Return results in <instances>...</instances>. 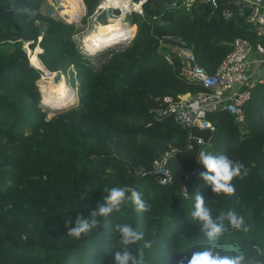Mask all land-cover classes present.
Listing matches in <instances>:
<instances>
[{
	"label": "trees",
	"instance_id": "16d2710c",
	"mask_svg": "<svg viewBox=\"0 0 264 264\" xmlns=\"http://www.w3.org/2000/svg\"><path fill=\"white\" fill-rule=\"evenodd\" d=\"M68 1L78 12L84 3V25L100 0ZM167 1L145 0L142 11L133 12L131 30H136L125 47L118 44L120 34L89 54L74 37L76 22L43 9L44 0H0V264H110L118 222L131 223L152 241L145 264H180L208 244L190 216L198 191L213 216L233 210L250 226L245 233L225 221L224 235L213 242L216 249L264 262V81L252 87L243 105L244 121L220 107L206 115L212 127L187 129L172 117L154 120L148 112L166 94L205 89L180 74L175 53L167 63L158 52L162 32L181 35L208 74L236 36L253 43L264 38L249 21L246 2ZM26 43L31 49L39 46L45 68L61 70L77 88L76 103L47 115L39 89L43 70L30 63ZM214 129L220 135L209 143ZM195 136L205 143L196 144ZM205 144L210 153L227 155L247 169L232 182L235 195H216L200 177L206 169L197 154ZM170 147L176 152L168 160V181L142 173ZM196 165L199 174L192 175ZM114 186L135 187L150 209L137 213L129 201L105 218L98 232L69 237L65 220L71 218L74 226L76 217L86 216L107 194L105 187ZM85 187L93 189L82 199Z\"/></svg>",
	"mask_w": 264,
	"mask_h": 264
},
{
	"label": "built area",
	"instance_id": "2783aa9c",
	"mask_svg": "<svg viewBox=\"0 0 264 264\" xmlns=\"http://www.w3.org/2000/svg\"><path fill=\"white\" fill-rule=\"evenodd\" d=\"M104 0H100L94 9V13L103 10H112L114 4L104 6ZM109 1V0H107ZM129 12H141L142 3L145 0H128ZM174 0L171 4L176 5ZM216 4V0H207ZM189 4L190 0H184ZM250 5L249 21L254 26L255 32L264 38V4L261 0H240ZM158 52L162 54L167 63H172L174 53L181 60L180 74L188 80L200 82L205 89L192 94H182L178 97L166 94L162 103L153 105L148 109L154 120H162L172 117L182 127L190 129L193 126L212 127L206 119L209 111L220 107H227L235 113L238 121H244L243 105L250 97L251 89L257 82L264 81V43L262 41L251 42L247 37L236 36L232 41L231 49L219 62L213 73L208 74L202 66L195 61V55L187 46L185 39L174 32H162L158 35ZM205 122H208L206 124ZM195 143L203 145L204 139L195 136ZM189 143L187 147H191ZM176 152V147H170L158 153L152 167L142 170V173H154L160 182L170 179L171 170L168 164L169 157ZM200 168L196 165L192 175H198ZM186 189H183L185 193Z\"/></svg>",
	"mask_w": 264,
	"mask_h": 264
},
{
	"label": "clouds",
	"instance_id": "9594fccd",
	"mask_svg": "<svg viewBox=\"0 0 264 264\" xmlns=\"http://www.w3.org/2000/svg\"><path fill=\"white\" fill-rule=\"evenodd\" d=\"M26 45L28 46L27 43ZM41 70L44 73V69ZM197 161L206 169V171L200 172V177L216 195H235L236 188L232 183L234 178H243V175H247V169L241 162L234 161L224 154L214 155L206 148L198 152ZM92 189L91 187H85L82 199H86ZM104 192L107 194L97 202L95 208L91 209L86 216L76 217L74 226L71 218L65 220L69 237L80 239L93 232H98L102 221L109 216H113V214L121 212L129 201H131L137 213L148 211L151 207L143 198V194L135 187H105ZM187 195L188 193L185 191V196ZM190 216L193 221L199 223L200 231L208 244L191 251L190 257L186 256L181 259L180 264H264V262L254 257H246L244 254H221L213 244L224 235L226 230L225 221L233 229L245 233L249 232L250 226L246 223L243 215H239L233 210H227L213 216V210L206 201L205 196L198 191L194 196V208L190 212ZM114 230L118 234V241L116 250L111 253L112 260L110 264H145V249L152 248V241L145 239V233L128 222L116 223ZM138 244H140V247L136 248L135 246Z\"/></svg>",
	"mask_w": 264,
	"mask_h": 264
},
{
	"label": "bare ground",
	"instance_id": "6f19581e",
	"mask_svg": "<svg viewBox=\"0 0 264 264\" xmlns=\"http://www.w3.org/2000/svg\"><path fill=\"white\" fill-rule=\"evenodd\" d=\"M64 2H65L64 4L66 5H65V8H63V13H65L66 18H70L72 14L73 15L77 14L78 10L80 9V8L78 9V6L76 10L74 3L68 0H64ZM102 4L104 6L109 5V4H114L116 7H120L123 12L119 15H114L112 19H116L118 22H122V23L125 21V25L127 29L130 30L132 23H130L124 16L125 11L129 9L130 7V3L128 0H109V1L104 0ZM103 24H104L103 21H100L98 19L95 20L93 26L87 31L85 45H84L83 38H82L83 45L85 46L87 50L94 51L95 49L94 45L98 42L100 46L106 43L107 38H106L105 31L102 28ZM111 37H114V34ZM115 39L116 37L114 38V40ZM40 49L41 48L37 46L34 51H31L30 63L34 65L35 67H41V69H44V72L50 74L51 71L49 72V70L44 67L41 60L36 55V50H40ZM46 73L45 74L43 73V74L46 75ZM46 77H47L46 81H42L39 83V87L42 91L41 101L45 102L46 104L56 105V108L59 106L68 104V102H72V97H70L69 95H70V92L72 94L73 90L67 83H65L62 79L55 81L54 78L51 80H48V78L50 77L49 76H46Z\"/></svg>",
	"mask_w": 264,
	"mask_h": 264
},
{
	"label": "rangeland",
	"instance_id": "374dc122",
	"mask_svg": "<svg viewBox=\"0 0 264 264\" xmlns=\"http://www.w3.org/2000/svg\"><path fill=\"white\" fill-rule=\"evenodd\" d=\"M82 2H83V0H82ZM64 3H65L64 0H44V2L42 3V8L45 9V10L51 11L52 14L60 15L62 17H65V13H63V8H65L66 4H64ZM83 6H84V3H83ZM72 16H73V14H72ZM113 16H114V13L112 12V10H103L100 14L99 13H93L92 15H90L89 16L90 17L89 21L87 23H85L84 25H82L81 22L76 23L77 24V28L75 30L74 37L77 40L79 46L83 50L87 51L89 54H95V52H96L95 49L101 48V47H105L107 45V43H108V40L111 38V36L113 34H114V37H119V35L122 34V36H123V38L121 39L122 41L123 40H127L126 38H128L129 35L131 37L134 34L136 27H134V31H132L131 28H130V31L132 32V33H130V31L127 29V27L125 25V21L123 23L122 22H118L116 19H112ZM97 19L104 22L102 28L105 31L107 40H106V43L104 45H102V46H100L98 44L99 42L96 43L94 45V47H95L94 51L93 50L89 51L84 46L85 42H86V35H87V31L93 26L95 20H97ZM82 38H83L84 45H83V42H82ZM103 42H105V41H103ZM120 45H122V44H120ZM31 50L32 49L29 48V47L26 48V52H27V55L29 56V60L31 59L30 58ZM34 50H35V48L33 49V51ZM45 73L46 72H44V74ZM54 74H55V72H52V71L50 72V74L46 73V75H44L45 79H43L42 81H46L47 80L46 76H49L50 78L51 77L54 78ZM50 78H48V80H51ZM60 79H62L65 83H67L72 88V90L74 92L72 91V94L70 92L69 96L72 97V103H76L77 99H78V94L76 92L77 88L73 84L68 82V78H67V76L64 73H62V77ZM44 83H46V82H44ZM40 93H41V100H42V91H41V89H40ZM48 105L56 108V105H53V104H48ZM48 105L42 104L41 106L45 108V110L47 112V115L50 116L51 114H54L56 112V110L50 108Z\"/></svg>",
	"mask_w": 264,
	"mask_h": 264
},
{
	"label": "water",
	"instance_id": "95a60500",
	"mask_svg": "<svg viewBox=\"0 0 264 264\" xmlns=\"http://www.w3.org/2000/svg\"><path fill=\"white\" fill-rule=\"evenodd\" d=\"M173 1H174V0H168L167 3H168V4H171ZM261 2L264 4V0H261ZM164 5H165V4L161 5V7H163ZM112 11H113V13H114L115 15H118V14L122 13L121 10L118 9V8H113ZM85 12H86V8H85V5H84V6L82 7V10H81L80 12H78L77 14L73 15V16L70 17V18H66V17H65V18H66V20L69 21V22H76V23H78V22H81V18H82L83 14H84ZM124 16H125V18H126L130 23H133V22H134V17H133V13H132V12H129L128 10H126L125 13H124ZM44 31H46V26H45V25H43V26L40 28V32L43 33ZM130 38H131V37H130V35H129L128 38H126L127 40L120 41V42H118V44H119V45L122 44V45H120V46L125 47V46L129 43ZM107 45H108V44H107ZM27 47H28L27 45L24 46L25 49H26ZM101 48H102V47H101ZM96 50H99V48L95 49V51H96ZM38 51H40V50H36V55H37V52H38ZM38 68L41 69V67H38ZM61 77H62V71H61V70H56V71H55V74H54V80L57 81V80H59ZM41 104L48 105V104H46V103L43 102V101H41ZM70 105H72V102H68V104H65V105H63V106H59V107H57V108H54V107H52V106H50V105H48V106H49L50 108H52V109H54V110H56V111L58 112V111L63 110L64 108H66V107H68V106H70ZM205 123L208 124V122H205ZM219 135H220L219 131H218L217 129H214L213 132H212V135H211V137H210V140H209L210 143L214 142L215 139H216ZM207 146H208V144L205 145V148H206Z\"/></svg>",
	"mask_w": 264,
	"mask_h": 264
},
{
	"label": "crops",
	"instance_id": "0c3cea01",
	"mask_svg": "<svg viewBox=\"0 0 264 264\" xmlns=\"http://www.w3.org/2000/svg\"><path fill=\"white\" fill-rule=\"evenodd\" d=\"M36 47H37V46H36ZM36 47H35V48H36ZM40 50H41V49H40ZM209 143H210V142H209ZM209 143H208V144H209ZM207 147H208V146H207ZM204 148H205V147H204Z\"/></svg>",
	"mask_w": 264,
	"mask_h": 264
}]
</instances>
